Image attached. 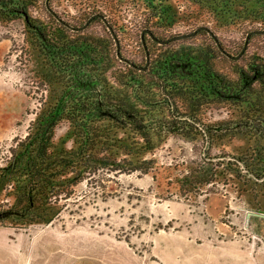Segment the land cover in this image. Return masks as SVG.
I'll return each instance as SVG.
<instances>
[{
  "label": "trees",
  "instance_id": "1",
  "mask_svg": "<svg viewBox=\"0 0 264 264\" xmlns=\"http://www.w3.org/2000/svg\"><path fill=\"white\" fill-rule=\"evenodd\" d=\"M51 1L0 0V27H20L26 72L43 86L26 135L15 138L0 160L1 227L23 231L55 223L69 204L84 200L76 197L77 187L101 173L154 177L159 164L144 156L169 137L200 147L196 157L167 169L178 171L170 182L173 194L199 199L209 190L217 193V186H230L260 191L264 197V47L244 60L251 41L264 34L251 35L246 51L234 61L214 29L203 24L210 19L224 27L247 20L262 26L254 31H262L264 0H183L196 9L189 13L194 19L206 14L196 29L207 31L166 45L145 34L144 44L140 38L142 65L119 52L131 66L117 57V44L100 14V19L93 18L76 31L86 23L70 25L54 12ZM147 2L154 30L146 25L143 31L149 30L159 41L168 39L157 31L172 19L169 0ZM96 22L103 23L109 36L88 33ZM199 36L206 43H195ZM10 41L13 47L14 40ZM145 49L150 64L139 72L137 68L146 64ZM217 61L230 64L235 76L218 68ZM116 63L121 70L112 72ZM223 104L237 106L242 113L234 120H203L213 106ZM225 139L246 146L231 154ZM259 213L264 214L263 198Z\"/></svg>",
  "mask_w": 264,
  "mask_h": 264
},
{
  "label": "rangeland",
  "instance_id": "2",
  "mask_svg": "<svg viewBox=\"0 0 264 264\" xmlns=\"http://www.w3.org/2000/svg\"><path fill=\"white\" fill-rule=\"evenodd\" d=\"M167 4L172 19L157 31L165 38L191 33L200 20L207 19L202 13L195 20L189 13L196 9L183 0ZM50 6L75 27L94 14L103 15L119 40L121 55L137 65L144 63L140 32L153 28L147 0H52ZM207 20L204 26L214 29L223 47L235 56L245 35L262 29L247 20L224 27ZM88 33L109 36L101 22L94 23ZM9 39L14 40L13 47ZM23 39L20 27H0V160L6 158L15 138L26 135L43 94V86L26 72ZM194 42L206 40L199 36ZM263 47L264 38L251 41L244 60ZM217 65L235 76L230 64L217 61ZM116 70H121L119 63L111 69ZM241 113L231 104L215 105L203 120H234ZM224 143L231 154L246 146L237 140ZM199 150L169 137L144 156L159 164L154 177L140 172L101 173L77 187L76 197L84 200L69 204L55 223L23 231L0 226V264H264V214L253 209L264 199L260 191L248 195L245 191V196L230 186H217V193L209 190L189 200L173 194L170 182L177 170L167 169L196 157Z\"/></svg>",
  "mask_w": 264,
  "mask_h": 264
},
{
  "label": "water",
  "instance_id": "3",
  "mask_svg": "<svg viewBox=\"0 0 264 264\" xmlns=\"http://www.w3.org/2000/svg\"><path fill=\"white\" fill-rule=\"evenodd\" d=\"M97 16H98V15H97ZM55 18H56L58 21H60L59 18H57V17H55ZM100 18L104 21V18H103L102 16H100ZM91 19H92V18H91ZM104 23H105V25L107 26L108 31H109V33L111 34L112 38L114 39L115 43L117 44L116 54H117L118 58H119L120 60L126 62V63H129V65H132V64H133L132 62L126 61V60H124V59L121 58V56H120V54H119V48H120V47H119V44H118V40H117L116 36H115L114 33H113V29H112L110 26H108V24H107L105 21H104ZM86 26H88L87 23H86L84 26H82L81 28L77 29L76 31L82 30V29H84ZM69 27H70V26H69ZM70 29H72V27H70ZM201 29H202L203 31H207V29H204V28H199L198 30H201ZM198 30H196L195 32H193V33H191V34H188V35L183 34V35L175 36V37L171 38L170 40L167 39V40L159 41V40L153 39V37H152L151 34H150V37L153 39V41H155V42H157V43H160V44H167V43H170V42H173V41L179 40V39H183V38L187 39V38H190V37H192L194 34H196ZM143 33H144V32H143ZM143 33L141 34V37H142ZM146 33H148V32H146ZM260 34H264V30H262V31H261V30H260V31H253V32H250L248 35H246L243 50H242V52H240V54L237 56V58H238V57H239V56L245 51V49H246V47H247V42H248L249 36H250V35L255 36V35H260ZM213 39H214V41L216 42V44H217L218 49L220 50V52H221V53H224V52H223L224 50L221 48V46H220V44H219L217 38L213 36ZM142 43L144 44L143 39H142ZM144 46H145V45H144ZM145 52H146V58H147V61H148V60H149V59H148V53H147V51H145ZM147 63H148V62H147ZM147 65H148V64H147ZM141 70H145V67L141 68Z\"/></svg>",
  "mask_w": 264,
  "mask_h": 264
},
{
  "label": "flooded vegetation",
  "instance_id": "4",
  "mask_svg": "<svg viewBox=\"0 0 264 264\" xmlns=\"http://www.w3.org/2000/svg\"><path fill=\"white\" fill-rule=\"evenodd\" d=\"M98 14H94L93 16H91V17H89L87 20H86V22L85 23H87V24H89L92 20H93V18H95V19H97L98 18V16H97ZM102 16V15H101ZM92 18V19H91ZM104 18V17H103ZM98 19H100V18H98ZM104 20H105V18H104ZM106 22V21H105ZM109 26V25H108ZM112 28V27H111ZM199 28H202V27H199ZM198 28V29H199ZM198 29H195L193 32H195L196 30H198ZM204 29H207V28H204ZM202 30V29H201ZM200 30H198L197 31V33L199 32ZM203 31V30H202ZM144 32V33H143ZM143 32H141L140 33V38H141V40L143 39V36L145 35V34H147L149 37H150V31L149 30H145V31H143ZM146 32H148V33H146ZM193 32H191V33H193ZM251 32H253V31H251ZM143 33V35H142V37H141V34ZM191 33H188V34H191ZM196 33V34H197ZM250 33V32H249ZM248 33V34H249ZM186 34V33H185ZM188 34H186V35H188ZM247 34V35H248ZM115 35V34H114ZM152 35V34H151ZM179 35H183V34H179ZM179 35H177V36H179ZM193 36H195V34L193 35ZM192 36V37H193ZM251 36V35H250ZM250 36H249V38H250ZM153 37V36H152ZM173 37H175V36H173ZM173 37H171V38H173ZM192 37H190V38H192ZM151 38V37H150ZM170 38V39H171ZM190 38H187V39H190ZM245 38H246V35H245ZM152 39V38H151ZM153 39H155L154 37H153ZM152 39V40H153ZM169 39V38H168ZM169 39V40H170ZM183 39H185V38H183ZM118 40V39H117ZM165 40H167V39H165ZM180 40V39H179ZM186 40V39H185ZM144 41V40H143ZM177 41V40H176ZM248 41H249V39H248ZM155 42V41H154ZM174 42V41H173ZM119 43V42H118ZM170 43H172V42H170ZM170 43H167V44H170ZM244 43H245V40H244ZM159 45H166V44H160V43H158ZM144 46V45H143ZM144 47H146V45L144 46ZM243 47H244V44H243ZM247 47H248V42H247ZM247 47H246V49H247ZM147 49V48H146ZM145 49V51H147ZM246 49H245V51H246ZM242 50H243V48H242ZM242 50L240 51V52H242ZM244 51V52H245ZM119 52H120V50H119ZM240 52H238V54L235 56H229V58H231V59H233L234 61H236V60H239L240 59V57H241V55L244 53H242L238 58H237V56L240 54ZM146 53V52H145ZM147 53H148V51H147ZM120 54V53H119ZM118 57V56H117ZM148 61H147V58H146V64L144 65V66H142V67H138L137 68V70L139 71V72H144L146 69H147V67H148V65L150 64V56H149V54H148ZM122 61V60H121ZM124 62V61H123ZM148 62V63H147ZM148 64V65H147ZM131 66V65H130ZM143 67H145V70H141V68H143ZM240 192H243L244 193V195H245V191H240ZM247 193V195L248 194H251L250 192H246ZM254 194V193H253ZM246 196V195H245ZM256 197V196H255ZM254 210H257V211H259V205H257L255 208H253Z\"/></svg>",
  "mask_w": 264,
  "mask_h": 264
}]
</instances>
